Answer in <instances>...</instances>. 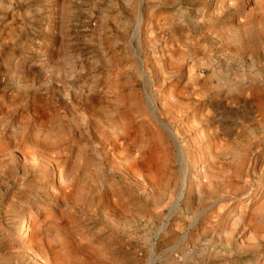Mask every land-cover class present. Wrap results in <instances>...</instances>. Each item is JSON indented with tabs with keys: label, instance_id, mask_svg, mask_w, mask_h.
<instances>
[{
	"label": "rangeland",
	"instance_id": "374dc122",
	"mask_svg": "<svg viewBox=\"0 0 264 264\" xmlns=\"http://www.w3.org/2000/svg\"><path fill=\"white\" fill-rule=\"evenodd\" d=\"M0 264H264V0H0Z\"/></svg>",
	"mask_w": 264,
	"mask_h": 264
},
{
	"label": "water",
	"instance_id": "95a60500",
	"mask_svg": "<svg viewBox=\"0 0 264 264\" xmlns=\"http://www.w3.org/2000/svg\"><path fill=\"white\" fill-rule=\"evenodd\" d=\"M153 114L155 115V117L159 120V118H158V115H157V113H156V111H153ZM161 122V121H160ZM162 123V125L164 126V127H166L167 128V131L170 133V135L174 138V139H177L176 138V135L168 128V126L165 124V123H163V122H161ZM184 187H185V184H184V186L182 187V190H181V193H180V196H179V198L177 199V201H176V203H175V205H174V207H178L179 206V200H180V198L182 197V195H183V190H184ZM173 209V208H172ZM172 209L170 210V213H169V215L167 216V218H169L170 217V215H171V212H172Z\"/></svg>",
	"mask_w": 264,
	"mask_h": 264
},
{
	"label": "bare ground",
	"instance_id": "6f19581e",
	"mask_svg": "<svg viewBox=\"0 0 264 264\" xmlns=\"http://www.w3.org/2000/svg\"><path fill=\"white\" fill-rule=\"evenodd\" d=\"M44 100V99H43ZM60 179V178H59ZM184 179V178H183ZM60 181V180H59ZM182 184H184V182L182 183Z\"/></svg>",
	"mask_w": 264,
	"mask_h": 264
}]
</instances>
